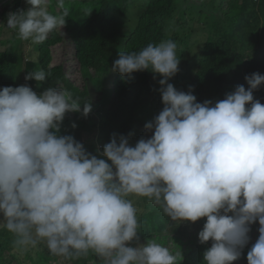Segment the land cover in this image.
Instances as JSON below:
<instances>
[{
  "label": "clouds",
  "instance_id": "9594fccd",
  "mask_svg": "<svg viewBox=\"0 0 264 264\" xmlns=\"http://www.w3.org/2000/svg\"><path fill=\"white\" fill-rule=\"evenodd\" d=\"M51 2L25 0L30 7L7 13L6 27L22 40L43 43L69 15L66 9L52 14ZM55 3L64 8V0ZM177 47L168 39L119 52L113 72L162 77L163 108L144 125L150 138L132 145V133L113 134L97 154L60 134L67 113L90 114L89 99L81 104L60 86L39 94L28 85L0 88V229L13 234L17 249L43 242L65 259L91 251L103 264H181V252L152 239L139 243L134 198L144 197L171 221L206 218L198 239L212 243L203 264L239 260L258 221L247 264H264V104L253 95L264 74L246 75L247 89L238 85L214 104L197 102L191 88L169 83L179 71ZM24 78L39 87L48 77L39 69Z\"/></svg>",
  "mask_w": 264,
  "mask_h": 264
},
{
  "label": "trees",
  "instance_id": "16d2710c",
  "mask_svg": "<svg viewBox=\"0 0 264 264\" xmlns=\"http://www.w3.org/2000/svg\"><path fill=\"white\" fill-rule=\"evenodd\" d=\"M110 1L112 6L102 3L106 6L102 5L100 12L90 18L82 15L81 20L75 21L70 14L65 17L81 69L89 73L94 70L102 75L101 86L107 85V77L112 81L106 89L101 90V86L95 88L100 94L91 90L89 85L81 90L67 81V90L81 104L89 99L92 111L87 117L80 113H67L60 134L74 136L93 154H97V149L102 151L113 134L128 136L132 133L129 139L132 145L141 137L150 138L152 133L146 132L144 125L163 108L159 91V79L162 77L156 75L154 79L151 71H140L128 78L112 71L120 51L138 52L150 43L158 44L168 39L186 43L187 49L195 52L196 75L185 90L188 92L191 88L197 102L201 103L211 100L214 104L238 85L247 89L246 75L264 74V0H211L210 3L204 0H143L145 3L141 4L140 10L134 8L131 0ZM82 2L84 6L90 4ZM22 3L25 0H0V35L2 30L5 31L3 23L7 13L16 12ZM49 11L57 15L55 7H50ZM133 14L137 15V19L132 17ZM119 17L125 18V22H119ZM172 27L179 35L169 33ZM10 30L13 31L10 38L0 39L3 45L8 44L5 49L0 46V88L19 86V67L14 52H21L22 40L17 30ZM194 38H199L198 45ZM64 40L65 37L59 35L56 28L43 43L37 45L39 66L48 77L43 83L45 89L59 88L66 82L63 66L51 68L54 48ZM250 49L251 53L245 54ZM32 71H36V66L28 61L22 77L23 83L28 86L37 83L24 78L27 72ZM178 86L181 87L180 84ZM253 95L254 99L264 104V85L254 90ZM74 123L75 128L72 127ZM134 204L139 210L141 224L139 243L153 240L155 235L152 231L162 225L164 230H160L158 237L174 241L177 252H181V264H203V253L211 247L212 241L201 244L196 235L202 230L206 218L196 222L171 221L159 205L147 198H134ZM158 216L161 218L157 221ZM250 228L249 244L242 250L241 258L233 264H247V252L259 235L258 221ZM38 245L40 250L33 264H51L62 259L64 264H103L102 259L91 251L86 256L65 259L52 255L43 242ZM131 246H136V242L133 241ZM6 254H9V259ZM0 264L22 262L7 248L0 246Z\"/></svg>",
  "mask_w": 264,
  "mask_h": 264
},
{
  "label": "rangeland",
  "instance_id": "374dc122",
  "mask_svg": "<svg viewBox=\"0 0 264 264\" xmlns=\"http://www.w3.org/2000/svg\"><path fill=\"white\" fill-rule=\"evenodd\" d=\"M82 1L83 0H64V8H58L56 6L55 0H52L49 8L55 7V11L57 15H61L63 11L66 9L72 19L81 20L82 15H88L89 18L94 15H97L98 12H100L101 10L102 5H105L102 3H107L109 6H112L113 4V2L110 0H90V4L84 6L83 5L84 3ZM85 1H89V0H85ZM131 1H132L131 3H133L134 5V8H137L139 10H140L141 4L145 3L143 2V0H131ZM204 2L210 3L211 0H204ZM28 7L30 6L27 5L26 3H22L20 9L27 10ZM132 17L137 19L136 14L135 15L133 14ZM118 21L125 22V18L119 17ZM3 25L5 26L4 28L5 31L2 30L0 39L4 40L6 38H10L12 36L13 31L6 27V21L3 23ZM57 33L59 35H63L65 37V40L61 42L59 46H56L54 48V63H52L51 68H55L58 66L64 67V71L66 73V82L65 84H62L61 87L64 89H67V86H68L67 81H69L72 84H74L75 87L81 90H85L87 85H89L91 90H95V92H98L100 94L99 89H95V88H98L99 86L103 84L102 78L104 77L102 75L97 74L94 70H92V73H89V72H84L81 69V66L76 59L77 49H76L75 42L68 35L69 34L68 25L65 23V25L61 29L58 27ZM169 33L171 35H175L176 33H177L176 35H179L177 31H174L173 27L171 28ZM193 40L198 45L199 38H194ZM37 45L38 44H33L31 40H22V44L20 45V48H19L21 52H18L17 50L14 52L17 58V65L19 67V71H18L19 86L27 85L23 83L21 76H22V73L25 72L26 63L28 61H31L35 64L36 70L41 69L39 66ZM0 46L3 49H5L8 46V44L3 45L0 42ZM177 46H178L177 56L178 58H180V63L178 66L179 71L174 77H172L169 80V83L173 85H177V86L180 84L181 87L178 86L177 89L186 92L185 87L190 85L191 79H193L196 75V69H195L196 62H194L195 57H193V53L195 54V52H193L192 50H188L187 44L184 42H178ZM262 48L264 49V46ZM107 79H108L107 85L108 87H110V84L112 83V81L108 77ZM45 82L46 80L43 83ZM43 83H41L39 87H37V83H35V85L30 86V87H32V89L38 88V90L36 89L34 91H36L39 94L45 90ZM107 85L105 84L99 88H101V90L106 89ZM160 218L161 217L158 216L157 221L160 220ZM2 219H3V216L2 214H0V220ZM162 229L164 230L163 226L160 225L158 228L152 231V233L155 235V238L153 240L168 247L171 252L176 253L177 250H176L173 240H167V239L158 237V235H160V230ZM164 234H166L165 231H164ZM196 238L198 239V234L196 235ZM14 240H15V237L13 236V234L8 233L4 229H0V246H4V248H7L10 253L16 255V257L19 258V261H21L22 264H33V261L35 260L34 258L37 256L40 250L39 245H37L34 248H29L27 251H21L17 249V247L14 245ZM255 240L256 238H254V241ZM41 250L44 251V249H41ZM184 252L186 253V250ZM5 257L9 259V254H6ZM64 263L65 261L64 259H62L60 262H52L51 264H64Z\"/></svg>",
  "mask_w": 264,
  "mask_h": 264
}]
</instances>
